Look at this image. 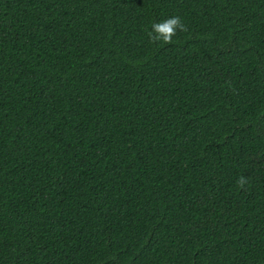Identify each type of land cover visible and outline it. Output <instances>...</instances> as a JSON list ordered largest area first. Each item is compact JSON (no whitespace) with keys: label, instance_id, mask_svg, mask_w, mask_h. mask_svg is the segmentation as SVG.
I'll return each instance as SVG.
<instances>
[{"label":"trees","instance_id":"16d2710c","mask_svg":"<svg viewBox=\"0 0 264 264\" xmlns=\"http://www.w3.org/2000/svg\"><path fill=\"white\" fill-rule=\"evenodd\" d=\"M0 264H264V0H0Z\"/></svg>","mask_w":264,"mask_h":264},{"label":"clouds","instance_id":"9594fccd","mask_svg":"<svg viewBox=\"0 0 264 264\" xmlns=\"http://www.w3.org/2000/svg\"><path fill=\"white\" fill-rule=\"evenodd\" d=\"M184 26L177 16H171L161 22H155L151 25L152 32L155 33L156 40L170 41L178 29ZM243 178H241L242 180Z\"/></svg>","mask_w":264,"mask_h":264}]
</instances>
